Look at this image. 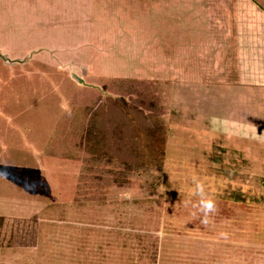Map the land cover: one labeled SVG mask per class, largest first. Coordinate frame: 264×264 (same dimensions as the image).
<instances>
[{
    "label": "rangeland",
    "instance_id": "obj_1",
    "mask_svg": "<svg viewBox=\"0 0 264 264\" xmlns=\"http://www.w3.org/2000/svg\"><path fill=\"white\" fill-rule=\"evenodd\" d=\"M121 100L161 165L73 146ZM0 218V264H264V0H0Z\"/></svg>",
    "mask_w": 264,
    "mask_h": 264
},
{
    "label": "trees",
    "instance_id": "obj_2",
    "mask_svg": "<svg viewBox=\"0 0 264 264\" xmlns=\"http://www.w3.org/2000/svg\"><path fill=\"white\" fill-rule=\"evenodd\" d=\"M120 103L107 101L87 110L86 129L76 136L78 150L109 162L133 156L140 167L161 165L165 140L162 120L153 116L146 121L143 112L122 100ZM2 221L0 218V226Z\"/></svg>",
    "mask_w": 264,
    "mask_h": 264
},
{
    "label": "clouds",
    "instance_id": "obj_3",
    "mask_svg": "<svg viewBox=\"0 0 264 264\" xmlns=\"http://www.w3.org/2000/svg\"><path fill=\"white\" fill-rule=\"evenodd\" d=\"M202 186L197 182L196 183V192L197 194L202 195ZM123 198L125 199H131V193H125L123 194ZM199 209L204 213V219L201 221L202 223H207V214L209 212L214 211V203L211 199H204L201 198L200 203H199Z\"/></svg>",
    "mask_w": 264,
    "mask_h": 264
},
{
    "label": "crops",
    "instance_id": "obj_4",
    "mask_svg": "<svg viewBox=\"0 0 264 264\" xmlns=\"http://www.w3.org/2000/svg\"><path fill=\"white\" fill-rule=\"evenodd\" d=\"M72 135H73V136H74V135L77 136V133H76V132H72ZM69 140L72 142V139H71V138H70ZM73 144H74V143H73ZM73 144H71V145H73ZM73 146L76 147V150H77V151H79L78 148H77V143L74 144ZM80 151L83 152L82 150H80ZM80 151H79V152H80ZM62 158H63V160H64L65 162H66V161H69V158H67L66 155L63 156Z\"/></svg>",
    "mask_w": 264,
    "mask_h": 264
}]
</instances>
